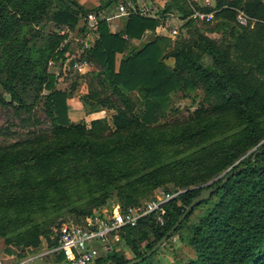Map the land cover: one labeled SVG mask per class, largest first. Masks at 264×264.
Masks as SVG:
<instances>
[{"label": "trees", "instance_id": "1", "mask_svg": "<svg viewBox=\"0 0 264 264\" xmlns=\"http://www.w3.org/2000/svg\"><path fill=\"white\" fill-rule=\"evenodd\" d=\"M112 2L88 10L75 0H0V106L24 123L23 115L30 118L40 102L48 122L41 131H28V139L0 145V236L13 233L9 242L18 251H38L42 239L46 249L54 248L57 240L50 238V231L24 229L26 221L18 223L12 216L29 213L34 203L42 206L51 186L62 194V183L72 174L80 173L100 193L93 206L81 210L84 219L114 194L124 210L139 204L130 195L139 187L166 182L184 187L164 205L163 225L148 215L135 227L120 230L132 258L108 251L96 261L126 264L150 251L202 189L219 186L239 169L197 205L156 252L137 264H264V0H214L213 7L192 2L196 9L214 12L213 30L227 33L226 43L195 31L180 43L151 36L134 46L130 41L154 31L160 19L137 13L127 17L122 30L111 33L107 18L113 13L108 12L92 31L89 49L78 56L70 52V44L62 47L64 29L84 39L87 15L101 17ZM240 11L255 19L253 26L238 23ZM169 12L187 19L192 8L189 0H170L161 14ZM192 24L187 19L183 27ZM81 47L79 42L77 49ZM72 58L93 65L81 77L88 85L82 98L85 110L112 111V125L101 119L89 125L71 123V92L57 87L59 78L49 68ZM167 59H173V66ZM78 80L74 78V86ZM199 90V102L188 120L157 125L178 93L191 97ZM0 131L4 137L14 134L9 128ZM181 146L193 151L163 162L169 148ZM123 180L129 181L117 185ZM200 207L204 212L192 222ZM174 238L190 247L193 256L177 259L176 251L169 263L155 261Z\"/></svg>", "mask_w": 264, "mask_h": 264}, {"label": "rangeland", "instance_id": "2", "mask_svg": "<svg viewBox=\"0 0 264 264\" xmlns=\"http://www.w3.org/2000/svg\"><path fill=\"white\" fill-rule=\"evenodd\" d=\"M187 22V19L184 20L183 23L178 25V35L174 38L167 37L172 41L183 42L187 41L191 38L192 34L195 31L202 33L205 36H209L210 39L219 43H226L230 41V36L222 31L213 30L216 25V19L213 18V22L211 24H192V27H183L184 23ZM68 29H64L63 33L67 35V38L70 39V52H76L77 45L80 42V37L77 33L68 32ZM154 36V35H152ZM80 39V40H77ZM69 54V52H68ZM67 54V55H68ZM73 59V58H72ZM68 59L63 64V66H59V63H52L49 70L55 76H57L58 84L57 87L61 90H67L71 92L70 98L68 99L69 106V118L71 123L79 124L81 122H85L87 125L94 119L105 120L109 125H112V115L113 112L108 109H102L99 112L100 114H95V112H88L85 110V105L82 103V98L86 93H88V85L82 80H78L81 85L74 86V78L72 73V63L73 60ZM167 64L169 66H173V59H167ZM207 64L210 61L207 59L205 61ZM93 70V65L91 63V69L89 72ZM88 72V73H89ZM74 88V89H73ZM200 92L197 91L191 97H185L181 93H178L175 96V102L170 107L168 111L167 117L159 122L157 125H163L164 123H182L190 117L191 113L195 110V104L199 102V98L197 94ZM7 99L8 96H6ZM42 103L39 102L38 105L34 108V111L30 118L28 115H23L24 119L27 120L23 123L18 118H16L11 110L6 109L3 106H0V128H9L14 134L9 137H4L2 132L0 131V145L7 146L18 141L28 139L30 134L28 131H32L35 127L37 130L41 131L48 127L47 119L45 118V114L42 110ZM38 121V122H36ZM193 150L188 149L187 147H171L166 152V158L163 160L164 163H169L170 161L179 160L183 157L188 156ZM163 164V163H162ZM228 171V170H227ZM145 172V171H144ZM224 174V173H223ZM216 179V178H215ZM210 180L204 185L205 187L213 180ZM129 180H123L121 183L117 185H123ZM93 184V183H92ZM153 186V187H151ZM62 194H60L59 190L51 186L48 188L47 194L42 199L44 200V204L37 208V204L34 203L31 209H29V213L18 214L19 216L13 215L12 218L16 219L15 221L21 223L22 221H26V226H23L24 229L30 227H36L39 230L50 231L48 232L51 239L56 238V233L62 223H78L81 222L84 218L82 217L81 210L88 209L91 205H94V199H99L100 193L95 190V186L91 185V181H87L85 178L78 174H72L70 178H67L62 183ZM196 186H190V188H194ZM185 188L181 187L178 184H173L171 182H166L165 184H149L147 187H139L136 189V192L130 193L131 197L137 202L138 205L130 206V207H140L146 201L161 196L163 193H174V192H182ZM2 200L0 201V203ZM107 204H122V200L119 196L114 194L107 201L98 207L92 208V214L95 212L102 211ZM205 208L200 207L191 217V221H195L198 217L204 212ZM90 216V215H89ZM22 228V231L24 230ZM12 234L1 235L0 236V261L2 264L5 263L6 257L8 254H11V251H14L15 246L11 245L9 242V237ZM111 248V250H106L105 247H99V257H106L108 251L109 252H118L123 254L127 258H132L133 254L130 251L129 247L126 245L124 237L122 233L119 231L113 235L111 239V243L106 246V248ZM45 250V240L42 239V244L39 251ZM43 250V251H44ZM177 251V259L181 258H190L193 256V250L181 243L178 238L172 239L168 242L163 248H161L159 254L154 258L155 261H161L163 263H169L173 260V252Z\"/></svg>", "mask_w": 264, "mask_h": 264}, {"label": "built area", "instance_id": "3", "mask_svg": "<svg viewBox=\"0 0 264 264\" xmlns=\"http://www.w3.org/2000/svg\"><path fill=\"white\" fill-rule=\"evenodd\" d=\"M205 7H213L214 0H202ZM116 10L120 15L137 14L131 0H119ZM99 18L94 13H89L86 17L87 36L81 39L82 47L76 49L75 54H80L91 46L90 35L98 24ZM214 12H206L196 9L192 6V13L189 20L198 24H210L213 22ZM237 21L243 26H253L255 19L249 18L244 12L240 11ZM63 33V32H62ZM178 35V29L171 30V36ZM124 38L128 40L125 35ZM70 44V39L66 38L62 47ZM79 56V55H78ZM91 69V62L87 59H73V76L81 77L86 75ZM183 192V191H182ZM181 192L163 193L161 196L146 201L140 207H129L122 210L119 204H107L102 211L95 212L84 219L81 224L62 223L56 233L57 245L52 249H46L40 256L47 254H60L64 257V264H96L99 257V247L106 248L111 243L115 233H118L123 227H135L139 220L145 216L153 215L156 223L163 225L164 205ZM0 264L2 262L0 261ZM23 264V263H20Z\"/></svg>", "mask_w": 264, "mask_h": 264}, {"label": "crops", "instance_id": "4", "mask_svg": "<svg viewBox=\"0 0 264 264\" xmlns=\"http://www.w3.org/2000/svg\"><path fill=\"white\" fill-rule=\"evenodd\" d=\"M78 2L82 7L88 10H93L98 8L101 3L106 2L108 0H75ZM137 9L138 13L145 17H152V18H159L160 23L157 25L154 31L146 30L143 37L139 41H130L132 45L139 46L144 41L151 38L152 35L158 37H172L171 30L178 29V25L184 22L185 19L182 16L175 12H169L166 14H161L168 4L170 0H131ZM192 2L198 3L199 6L205 7L203 5L202 0H189V3L192 8ZM118 4V0H113L112 4L108 7L103 9V12L100 13L101 18L105 17V13H113V15L107 18L109 30L111 33H115L119 30H122L125 25V21L127 19L126 15L118 14L116 10V6ZM214 6V5H213ZM194 7V6H193ZM162 16V18H161ZM188 19V18H187ZM73 32V31H68ZM77 33V32H73ZM87 33V32H86ZM81 38V34L77 33ZM87 35V34H85ZM86 38V37H85ZM80 40V39H77ZM122 55H117V61L120 60ZM82 83H79L81 85ZM83 98V97H81ZM83 103V101H82ZM102 112H96L95 114H100ZM14 251L11 254H8L6 257V261L4 264H64V260L60 254H47L40 256L42 251H36L33 249H26L25 251H18L13 249ZM46 250V249H45ZM22 255V256H19Z\"/></svg>", "mask_w": 264, "mask_h": 264}, {"label": "water", "instance_id": "5", "mask_svg": "<svg viewBox=\"0 0 264 264\" xmlns=\"http://www.w3.org/2000/svg\"><path fill=\"white\" fill-rule=\"evenodd\" d=\"M263 142H264V140L260 144H262ZM238 171H239V169H237L236 171H232L228 175H226L219 186H221L223 183H226ZM221 176L217 177L215 180L210 182L209 185L213 184L214 182H216L218 179H220ZM219 186L208 187V188L202 189L200 191L199 195L195 199H193L191 201V203L187 206V208L185 209L184 213L174 223V225L171 227V229L165 233V235L152 247V249L150 251H148L144 256H142L140 258H137V259H134V260H132V261L126 263V264H137V263L143 261L144 259L150 257L154 252H156L158 250V248H160L162 246V244H164L166 242V240L175 232V230L179 227V225L182 223V221L192 212V210L197 205H199L202 201H205V200L209 199L210 196L213 194V192L215 190H217Z\"/></svg>", "mask_w": 264, "mask_h": 264}]
</instances>
